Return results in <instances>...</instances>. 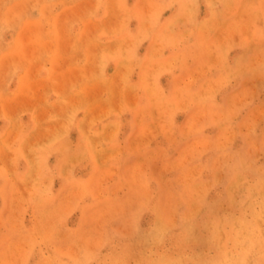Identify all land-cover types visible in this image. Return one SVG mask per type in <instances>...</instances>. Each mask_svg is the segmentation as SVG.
Segmentation results:
<instances>
[{"label": "rangeland", "instance_id": "374dc122", "mask_svg": "<svg viewBox=\"0 0 264 264\" xmlns=\"http://www.w3.org/2000/svg\"><path fill=\"white\" fill-rule=\"evenodd\" d=\"M0 264H264V0H0Z\"/></svg>", "mask_w": 264, "mask_h": 264}, {"label": "bare ground", "instance_id": "6f19581e", "mask_svg": "<svg viewBox=\"0 0 264 264\" xmlns=\"http://www.w3.org/2000/svg\"><path fill=\"white\" fill-rule=\"evenodd\" d=\"M127 58V57H126ZM178 61V60H177ZM134 69V68H133ZM22 136V135H21ZM58 148V147H57ZM40 155V154H39ZM67 155V154H66ZM42 156V155H41ZM40 159V158H39ZM50 167V166H49Z\"/></svg>", "mask_w": 264, "mask_h": 264}]
</instances>
